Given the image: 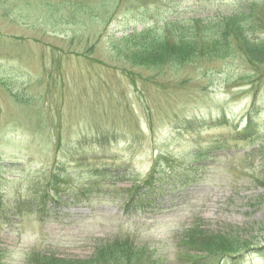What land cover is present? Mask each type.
Returning a JSON list of instances; mask_svg holds the SVG:
<instances>
[{
  "label": "rangeland",
  "instance_id": "rangeland-1",
  "mask_svg": "<svg viewBox=\"0 0 264 264\" xmlns=\"http://www.w3.org/2000/svg\"><path fill=\"white\" fill-rule=\"evenodd\" d=\"M77 2L84 8L0 0V264H39L45 253L117 264L121 252L181 264L179 242L197 226L239 227L237 241L255 244L264 237V78L249 77L264 69L242 52L132 68L113 45L168 22L249 10L262 32L264 0ZM152 175L148 207H136ZM15 206L27 209L4 214ZM259 250L244 264H264Z\"/></svg>",
  "mask_w": 264,
  "mask_h": 264
},
{
  "label": "trees",
  "instance_id": "trees-1",
  "mask_svg": "<svg viewBox=\"0 0 264 264\" xmlns=\"http://www.w3.org/2000/svg\"><path fill=\"white\" fill-rule=\"evenodd\" d=\"M70 2L75 3L74 7L84 8V4L81 6L77 0H61L62 4ZM77 14L78 11L70 16L71 20H77L79 18ZM50 16L49 26L56 27L58 25L60 27V19H56L53 14ZM248 16L252 17L250 10L248 14L233 15L230 18L225 17L219 20L208 18L196 19L193 20V23L168 22L162 30L157 31L149 28L124 37L118 44L113 45V51L118 59L132 68L145 70H161L165 67L180 68L193 64L199 57L211 60L215 57L225 58L240 52L255 69H264V30L261 32V30H257L258 26L255 27L256 25L254 26L253 23H248ZM82 18L86 20L85 17ZM85 22L83 20V23ZM43 73L44 75L48 74L45 71ZM261 76L264 78V74L256 73L249 79L256 82L260 80ZM46 79L48 83L45 81ZM43 80L45 85L49 84V76L44 77ZM252 119L250 116L247 126L252 125ZM242 135L243 133L239 136L237 134L236 137L240 139ZM242 140L240 139V141ZM153 176L144 182L138 188L139 191L135 193L133 199L138 198V201H134L137 204L136 207L143 209L148 207L145 202L148 201L146 197H150L152 193V190L149 191V189L152 188L150 180ZM147 186L148 189H144ZM17 208L25 207L15 206V212L6 210L4 214L16 215ZM257 224H260L261 235H264V222ZM243 230L228 225L225 226L224 233L221 231L209 232L200 226L186 231V239L179 242L178 254L181 256L179 262L181 264H244L245 255L258 248L260 249L258 257L264 260V237L261 236L255 244L249 246V244L237 241L243 236ZM104 253L100 249L95 258ZM116 257L117 264H140L138 261H131L130 254L121 252ZM37 259L39 264H66L65 261L55 260L46 253L39 255ZM79 264L81 263L79 262ZM82 264L91 263L84 261Z\"/></svg>",
  "mask_w": 264,
  "mask_h": 264
}]
</instances>
